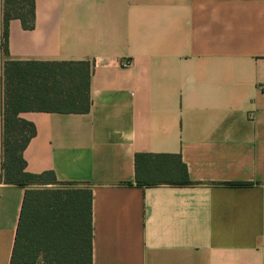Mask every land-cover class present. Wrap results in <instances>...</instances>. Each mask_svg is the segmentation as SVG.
<instances>
[{
    "label": "crops",
    "instance_id": "obj_1",
    "mask_svg": "<svg viewBox=\"0 0 264 264\" xmlns=\"http://www.w3.org/2000/svg\"><path fill=\"white\" fill-rule=\"evenodd\" d=\"M33 2L6 59L88 61L89 109L20 112L24 170L90 190L91 264H264V0ZM136 153L188 181L137 184ZM24 188L0 176V264Z\"/></svg>",
    "mask_w": 264,
    "mask_h": 264
},
{
    "label": "trees",
    "instance_id": "obj_2",
    "mask_svg": "<svg viewBox=\"0 0 264 264\" xmlns=\"http://www.w3.org/2000/svg\"><path fill=\"white\" fill-rule=\"evenodd\" d=\"M33 16V0H2L0 88L7 100L0 105V176L5 183L25 186L9 264H91L90 190L57 182L51 171L24 170L22 150L34 127L18 116L24 111L87 112L90 67L88 61L6 59L9 20L30 29ZM133 171L137 184L188 181L176 154L136 153Z\"/></svg>",
    "mask_w": 264,
    "mask_h": 264
},
{
    "label": "rangeland",
    "instance_id": "obj_3",
    "mask_svg": "<svg viewBox=\"0 0 264 264\" xmlns=\"http://www.w3.org/2000/svg\"><path fill=\"white\" fill-rule=\"evenodd\" d=\"M6 94H5V92H4V88L3 87H1L0 88V105H4L5 104V102H6ZM39 259V258H38ZM39 262V261H38Z\"/></svg>",
    "mask_w": 264,
    "mask_h": 264
}]
</instances>
